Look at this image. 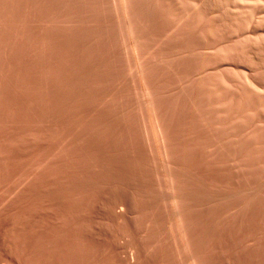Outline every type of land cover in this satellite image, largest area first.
I'll return each instance as SVG.
<instances>
[{
	"label": "rangeland",
	"instance_id": "1",
	"mask_svg": "<svg viewBox=\"0 0 264 264\" xmlns=\"http://www.w3.org/2000/svg\"><path fill=\"white\" fill-rule=\"evenodd\" d=\"M0 264H264V0H0Z\"/></svg>",
	"mask_w": 264,
	"mask_h": 264
},
{
	"label": "bare ground",
	"instance_id": "2",
	"mask_svg": "<svg viewBox=\"0 0 264 264\" xmlns=\"http://www.w3.org/2000/svg\"><path fill=\"white\" fill-rule=\"evenodd\" d=\"M130 24V23H129ZM145 94H147V93H145ZM149 100V99H148ZM151 100V99H150ZM173 196V195H172ZM176 196V195H175ZM176 200V199H175Z\"/></svg>",
	"mask_w": 264,
	"mask_h": 264
}]
</instances>
